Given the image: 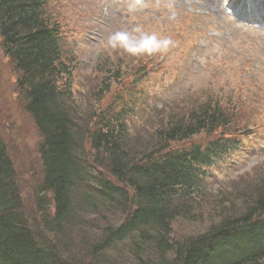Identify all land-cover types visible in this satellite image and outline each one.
Instances as JSON below:
<instances>
[{"label": "trees", "instance_id": "1", "mask_svg": "<svg viewBox=\"0 0 264 264\" xmlns=\"http://www.w3.org/2000/svg\"><path fill=\"white\" fill-rule=\"evenodd\" d=\"M49 1L0 0L1 49L20 75L43 168L31 222L0 137V264H104L120 249L138 264H264V176L252 182L250 194L242 193V213L224 216L204 233L170 237L173 223L192 215L208 193L201 170L230 147L216 140L175 151L171 144L226 128L221 103L209 98L167 116L147 152L131 145L126 108L109 106L81 126L74 60L63 28L46 10ZM109 91L107 83L98 99ZM103 215L98 237L82 230L90 216ZM76 229L83 233L73 237Z\"/></svg>", "mask_w": 264, "mask_h": 264}, {"label": "rangeland", "instance_id": "2", "mask_svg": "<svg viewBox=\"0 0 264 264\" xmlns=\"http://www.w3.org/2000/svg\"><path fill=\"white\" fill-rule=\"evenodd\" d=\"M242 1L254 11L235 19L225 10L233 0H138L131 13V0H52L46 5L72 53L71 84L81 126L109 106L126 108L131 145L147 152L167 116L189 112L211 95L232 114L227 129L171 144L175 151L222 138L238 139L241 145L236 153L216 158L207 195L192 215L173 223L171 238L204 233L224 216L242 213L247 205L242 193L250 194L252 182L264 176V0ZM137 25L172 44L163 53L139 57L105 47L109 34ZM19 77L0 45V137L17 173L24 212L34 222L35 189L43 178L41 137L25 111ZM107 83L109 93L98 99ZM104 216H90L89 229L82 230L98 237L96 225L104 226ZM83 231L76 229L72 236ZM108 256L104 264H138L127 249Z\"/></svg>", "mask_w": 264, "mask_h": 264}, {"label": "clouds", "instance_id": "3", "mask_svg": "<svg viewBox=\"0 0 264 264\" xmlns=\"http://www.w3.org/2000/svg\"><path fill=\"white\" fill-rule=\"evenodd\" d=\"M138 0H131L127 5L128 11L135 12ZM172 44L170 38H162L155 32H146L142 26H134L130 30H117L107 36L105 47L116 50L122 49L127 54L139 56H152L167 51Z\"/></svg>", "mask_w": 264, "mask_h": 264}, {"label": "bare ground", "instance_id": "4", "mask_svg": "<svg viewBox=\"0 0 264 264\" xmlns=\"http://www.w3.org/2000/svg\"><path fill=\"white\" fill-rule=\"evenodd\" d=\"M238 15L241 16V13H239Z\"/></svg>", "mask_w": 264, "mask_h": 264}]
</instances>
